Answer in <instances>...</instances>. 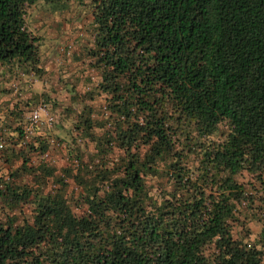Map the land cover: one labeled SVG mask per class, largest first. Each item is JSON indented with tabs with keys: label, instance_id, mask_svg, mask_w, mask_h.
Returning <instances> with one entry per match:
<instances>
[{
	"label": "trees",
	"instance_id": "trees-1",
	"mask_svg": "<svg viewBox=\"0 0 264 264\" xmlns=\"http://www.w3.org/2000/svg\"><path fill=\"white\" fill-rule=\"evenodd\" d=\"M35 1L0 0V67L13 75L40 72L24 22ZM91 7L83 51L97 79L66 164L22 158L28 181L0 175V264H264V0Z\"/></svg>",
	"mask_w": 264,
	"mask_h": 264
},
{
	"label": "rangeland",
	"instance_id": "rangeland-1",
	"mask_svg": "<svg viewBox=\"0 0 264 264\" xmlns=\"http://www.w3.org/2000/svg\"><path fill=\"white\" fill-rule=\"evenodd\" d=\"M91 5L92 0H36L25 7L26 28L38 37L40 72L34 75L19 70L13 75L4 67L0 68V175L6 181L12 178L19 183L28 181V176L20 169L22 158L28 165L42 159L55 169L54 173L67 162L64 145L75 135L72 125L84 103L81 94L97 79L95 72L88 68L83 51L92 40ZM92 103L101 102L97 98ZM37 104L42 105L53 120L24 134L27 116ZM35 129L48 141L44 156L28 148L31 143L36 145ZM85 143L83 150L90 151L91 144ZM23 209L29 215L30 206ZM7 211L0 203V218H4ZM259 229V224L251 221L240 233L251 241ZM237 231L238 228H234V235H238Z\"/></svg>",
	"mask_w": 264,
	"mask_h": 264
},
{
	"label": "built area",
	"instance_id": "built-area-1",
	"mask_svg": "<svg viewBox=\"0 0 264 264\" xmlns=\"http://www.w3.org/2000/svg\"><path fill=\"white\" fill-rule=\"evenodd\" d=\"M52 115L40 104H37L34 108H32L27 116V122L23 127L24 134L31 133L34 127L44 123L49 125L52 122ZM0 146L2 144L0 143ZM46 153H43V156Z\"/></svg>",
	"mask_w": 264,
	"mask_h": 264
},
{
	"label": "crops",
	"instance_id": "crops-1",
	"mask_svg": "<svg viewBox=\"0 0 264 264\" xmlns=\"http://www.w3.org/2000/svg\"><path fill=\"white\" fill-rule=\"evenodd\" d=\"M0 68H3V67H0Z\"/></svg>",
	"mask_w": 264,
	"mask_h": 264
}]
</instances>
